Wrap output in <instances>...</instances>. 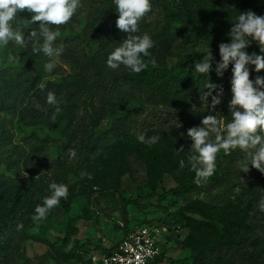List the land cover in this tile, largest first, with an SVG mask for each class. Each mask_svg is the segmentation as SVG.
<instances>
[{"label":"rangeland","instance_id":"374dc122","mask_svg":"<svg viewBox=\"0 0 264 264\" xmlns=\"http://www.w3.org/2000/svg\"><path fill=\"white\" fill-rule=\"evenodd\" d=\"M103 1L82 0L67 24L51 30L65 39L78 34L88 11ZM187 1L213 31L217 47L189 30L175 0H151V11L140 21L141 35L153 40L145 63L174 67L181 77L189 76L187 90L158 78L142 85L126 83L109 97L84 99L74 107L60 94L61 112L52 122L55 106L45 97L53 90L46 81L73 75L67 46L52 73L44 72L47 58L33 54L31 45L20 49L10 43L0 49V264H92L87 258L93 251L113 246L127 230L143 225L154 230L162 254L159 264H264V212L258 207L264 197V173L251 165L247 173L239 172L243 153L238 150L226 163L220 161L221 150L216 169L225 165L226 175L220 177L215 169L207 181L173 193L195 177L187 159L191 153L187 129L216 112L222 125L230 118L231 65L222 77L215 71L206 77L195 73L193 62L202 59L208 46L214 68L218 45L228 42L235 17L247 10L264 15V0ZM18 15L14 28L30 19L26 10ZM247 51L259 54L257 43L252 41ZM113 71L122 77L133 74L123 65ZM256 75L264 76V70L250 71V79ZM207 79L223 88L222 102L211 112L199 99ZM40 83L47 85L44 93ZM138 131L161 138L149 147L136 141ZM181 146L184 151L178 153ZM70 149L76 151L75 159L69 158ZM51 182L66 184L69 196L37 225L34 209L50 194ZM119 195L128 202L127 226ZM233 217L254 226L234 228L233 237L254 234L257 241L243 245L238 253L224 247L211 251L209 246L217 243L225 222ZM75 254L80 255L78 261Z\"/></svg>","mask_w":264,"mask_h":264},{"label":"clouds","instance_id":"9594fccd","mask_svg":"<svg viewBox=\"0 0 264 264\" xmlns=\"http://www.w3.org/2000/svg\"><path fill=\"white\" fill-rule=\"evenodd\" d=\"M111 4L118 13L116 28L128 35L108 53L106 66L115 70L123 65L129 73L139 74L147 67L145 58L150 56L153 40L146 33H133H139L140 21L151 11V0H111ZM81 7L82 0H0V49H6L10 43L20 49L31 45L33 54H42L47 58L43 64L44 72L52 73L57 67V58L64 53V46L56 43L61 33L51 30V26L67 24ZM21 10L30 13V19H23L27 23L14 28L12 22ZM32 25L36 27L33 28ZM227 33L229 40L218 45L219 60L215 62L214 68V57L208 46L201 52L202 59L195 60L192 65L197 75L206 77L210 71H215L218 77H222L231 65V98L227 104L230 118L227 123L222 125L216 112L215 115L203 117L199 125L187 129L186 135L191 140V153L187 159L195 173L194 183L197 185L213 175L217 154L221 150L225 154L235 150L243 153L239 161V172L247 173L251 165L264 173V76L256 75L250 79V66H254L251 67L252 72L259 73L264 69V15H257L252 10L240 11ZM252 41L257 43L259 54L247 51ZM46 87V83L39 84L41 93L45 92ZM222 96V86L207 79L199 99L211 112L221 104ZM45 98L46 103L55 106L51 121L56 122L61 112L57 96L55 92L47 91ZM135 138L137 142L151 147L161 137L159 134L149 137L146 132L138 131ZM183 151V146L177 149L178 153ZM68 156L75 159L77 153L70 149ZM183 163L181 161L182 166ZM48 191L50 194L44 196L34 209L32 220L37 225L48 218L61 200H67L69 196L68 186L63 183H49ZM234 191L238 195L240 189L236 188ZM232 199H235V195ZM258 207L264 212V197Z\"/></svg>","mask_w":264,"mask_h":264},{"label":"trees","instance_id":"16d2710c","mask_svg":"<svg viewBox=\"0 0 264 264\" xmlns=\"http://www.w3.org/2000/svg\"><path fill=\"white\" fill-rule=\"evenodd\" d=\"M177 2L178 13L181 14L186 21L189 30L203 36L212 45L217 47V43L213 37V31L207 28L199 19L196 11L189 4L187 0H175ZM111 0H104L101 4L96 5L92 10L86 14V21L81 32L76 35H71L65 39L58 37L57 44L66 45L68 48V54L71 58L72 72L73 75H68L65 80L53 81L47 80L46 83L51 86L56 96L65 94L69 101V106L74 107L80 101L92 100L95 97H109L113 95L122 85L134 84L142 85L146 82H150L154 79H163L166 82L178 83L181 90H187L190 84V78L187 75L179 74L176 68L160 67L150 62L147 64L145 70L139 74H131L126 76H119L112 69L106 66V58L108 53L114 49L123 39L127 38V33L121 32L115 26V20L118 13L114 12ZM141 28V24L139 26ZM133 33V35H141L140 33ZM61 39H65L61 41ZM80 47V48H79ZM264 70V69H262ZM251 71V68H250ZM200 80L203 77L199 78ZM238 150L231 152L230 154L223 153L221 156V162L230 163L234 160ZM182 159L185 156L181 157ZM173 162V165L178 163L180 159ZM220 172V177L226 175L228 169L224 165L223 167L217 168L216 171ZM203 183V182H202ZM197 184L194 180H187L179 184L173 193H179L182 191L190 190ZM19 198V196H18ZM17 199H13L12 203L16 206ZM119 199L123 205L122 219L124 225L127 226V212L125 205L128 203L127 200L121 195ZM244 218H230L225 222V230L219 234L218 241L216 244L209 246L211 251H215L219 248L224 247L233 253H238L240 248L245 244H253L257 241V237L254 234H249L244 238H234L233 229L240 228L242 226L247 229H252L253 224L246 223ZM5 222L4 225H6ZM135 228L127 230L124 235ZM123 235V236H124ZM116 244L109 248H102L105 252L111 251ZM97 251V250H95ZM94 252V251H93ZM92 252V253H93ZM76 261L79 260L80 255L75 254ZM162 260V254L155 258L152 264H159ZM90 257L87 258V262H90Z\"/></svg>","mask_w":264,"mask_h":264},{"label":"built area","instance_id":"2783aa9c","mask_svg":"<svg viewBox=\"0 0 264 264\" xmlns=\"http://www.w3.org/2000/svg\"><path fill=\"white\" fill-rule=\"evenodd\" d=\"M160 253L153 228L143 225L128 231L111 251H95L90 260L92 264H152Z\"/></svg>","mask_w":264,"mask_h":264}]
</instances>
